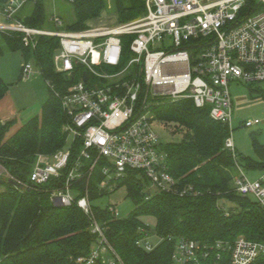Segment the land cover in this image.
<instances>
[{"label":"built area","instance_id":"1","mask_svg":"<svg viewBox=\"0 0 264 264\" xmlns=\"http://www.w3.org/2000/svg\"><path fill=\"white\" fill-rule=\"evenodd\" d=\"M26 2L8 0L0 9V33L18 34L23 46L32 49L38 37L57 38L55 72L75 82L63 94L46 82L68 119L64 147L38 155L26 183L8 180L21 188L51 185L49 199L55 207L75 205L84 213L98 239L77 264H96L101 258L104 264H123L95 220L87 190L79 191L96 167L102 176L98 189L108 194L131 171L143 181L145 200L156 193L183 196L192 190L178 192L167 172L158 137L162 122L154 113L166 103L190 100L227 126L224 148L236 168L232 189L264 209V173L249 180L236 162L229 92L231 83L252 88L264 83V0H144V14L135 20L96 23L76 32L64 30L55 15L49 18L55 30L25 26L15 16ZM21 74L24 80L31 78V63L22 65ZM260 123L255 119L241 127ZM108 212L120 219L114 206L108 205ZM139 234L136 246L147 253L164 241L157 237L159 242L151 245L147 226ZM166 240L174 245L172 264H264V243L243 236L233 241Z\"/></svg>","mask_w":264,"mask_h":264},{"label":"trees","instance_id":"2","mask_svg":"<svg viewBox=\"0 0 264 264\" xmlns=\"http://www.w3.org/2000/svg\"><path fill=\"white\" fill-rule=\"evenodd\" d=\"M7 1L0 0V9ZM111 2L119 23L135 20L145 11L144 0ZM71 4L74 21L64 25V30H83L86 22L99 19L106 9V0H73ZM24 7V13L16 16L22 24L55 30L45 15L43 1L27 0ZM0 42L8 51H20L25 62L32 61L44 81L54 85L57 94H63L75 82L55 72L53 55L58 48L57 38L38 37L34 49L23 46L15 33H0ZM247 87L250 93H259L264 99V90ZM6 91L0 80V101ZM49 91L39 116L18 128L15 119L0 124V185L4 187L0 191V264H77L76 260L87 257L97 243L98 236L90 232L88 218L80 209L75 205L55 207L51 203L48 191L51 185L21 188L7 182L11 177L26 183L38 155H52L65 145L63 126L68 119L58 97ZM154 113L158 121L184 129L180 141L161 147L166 154L167 172L177 181L178 192L191 188L189 194L156 193L145 200L138 173L127 172L117 188L126 189V197L134 209L126 218L114 219L108 206L92 205L108 195L98 189L102 179L99 166L78 186L81 193L87 190L95 220L123 264H172L174 245L166 240L169 237L213 242L243 236L264 243V209L232 189L236 168L224 148L229 136L227 126L213 121L208 108L198 109L190 100L166 103ZM257 135L249 134L257 159L237 154L236 162L246 171L264 173V149ZM73 152L76 153V146ZM148 217L155 220L156 236L164 239L149 253L136 246L139 229L146 230L143 219ZM103 262L101 258L96 264ZM220 264L230 263L224 260Z\"/></svg>","mask_w":264,"mask_h":264},{"label":"rangeland","instance_id":"3","mask_svg":"<svg viewBox=\"0 0 264 264\" xmlns=\"http://www.w3.org/2000/svg\"><path fill=\"white\" fill-rule=\"evenodd\" d=\"M41 1L45 5V15L48 19L53 15L58 16L62 19L63 26L69 25L74 21L72 4L67 0ZM25 10L26 7H22L16 16H21ZM103 22L107 24L118 23L117 17L113 12L111 0H106V9L99 19L88 21L85 25L101 24ZM66 31L76 32L79 30L66 29ZM165 45L168 46L169 42L166 41ZM25 63L20 51H8L4 43L0 42V80L7 87L5 98L0 101V124L6 122L1 120V118H9L16 120L15 128L22 126L30 119L40 115L41 107L49 97L50 91L48 86L32 61L28 63L32 65L33 75L29 80L22 78L21 67ZM256 87L264 90V83L258 84ZM229 92L233 107L231 123L233 131L230 133V136L234 148L237 154L256 160L257 155L251 146L249 134L251 132L257 133L258 142L264 149V99L259 93H250L248 87L242 83H231L229 85ZM255 119L261 121L258 126L250 129L241 127L243 122ZM183 134L184 129L182 127L174 123L163 122L158 131L159 142L162 145L175 143L182 139ZM243 172L249 180H254L261 174L260 171L252 172L245 169H243ZM3 176L1 175V177ZM3 188L0 185V191ZM92 205L100 208L112 205L118 212L120 219L126 218L134 209L133 203L126 197V189L124 187L117 188V186L114 188V191L93 202ZM143 223L150 231L149 243L156 245L159 239L155 233V220L148 217L143 219Z\"/></svg>","mask_w":264,"mask_h":264},{"label":"water","instance_id":"4","mask_svg":"<svg viewBox=\"0 0 264 264\" xmlns=\"http://www.w3.org/2000/svg\"><path fill=\"white\" fill-rule=\"evenodd\" d=\"M86 79H87V77H86V75H84V81H86ZM7 182H8L9 184H13V181H11V180H7Z\"/></svg>","mask_w":264,"mask_h":264},{"label":"crops","instance_id":"5","mask_svg":"<svg viewBox=\"0 0 264 264\" xmlns=\"http://www.w3.org/2000/svg\"><path fill=\"white\" fill-rule=\"evenodd\" d=\"M2 20L0 19V22H1ZM1 120H4V121H9V120H11V119H9V118H1ZM262 173V172H261ZM3 190V189H2Z\"/></svg>","mask_w":264,"mask_h":264}]
</instances>
